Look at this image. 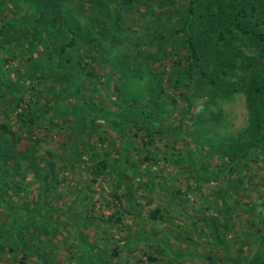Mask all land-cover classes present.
Instances as JSON below:
<instances>
[{
	"label": "rangeland",
	"instance_id": "1",
	"mask_svg": "<svg viewBox=\"0 0 264 264\" xmlns=\"http://www.w3.org/2000/svg\"><path fill=\"white\" fill-rule=\"evenodd\" d=\"M40 1L44 0H0V28L3 27L0 32V121H9L19 135L18 140L8 134L0 136V157L6 156L0 158V264H17L22 247L19 245L12 257L13 239L27 243L29 253L25 264H104L103 258L109 261L107 264H264V145L254 148L246 141L243 130L248 108L244 90L237 88V84L248 81L250 71L241 65L245 55L250 58L257 55L254 40L245 35L229 37L230 45L226 49L231 48V53L221 56L200 45L202 65L213 82L200 77L194 69L173 89L167 85L168 74L182 70L183 64L173 66L172 61L180 58L184 49L180 37L168 33L167 29L177 24L186 0H173L168 19L158 11L157 3L151 5L155 11L152 16V12L140 5L138 9L142 12L138 9L129 14L123 12L122 29L115 35L110 26H103L102 32H98L101 21L106 20L104 13L92 15L95 8L99 12L100 8L104 10L100 0L98 3L53 0L45 13L41 11ZM216 3L214 0L213 5ZM57 4L62 7L55 20L49 22L46 14L56 12L52 8ZM110 6L105 7L109 10ZM20 8L21 12L34 13L26 18L21 12L17 14ZM201 8V2L196 3V9ZM197 19L194 16L192 20L196 42L200 28H208L210 36L214 32L213 23L206 20L198 23ZM3 22L6 23L1 26ZM246 25L262 28L261 23L253 24L251 19ZM133 31L131 38L129 33ZM44 35L51 45H45ZM71 35L78 40L91 37L99 42L93 50L100 58L95 64L99 80L87 87L82 84L83 77L74 80L82 84L79 98L67 87L63 67L56 66L57 57H64L59 53L51 57L56 44ZM12 49L22 53L10 57L7 50ZM68 52L65 56L71 57ZM226 58L228 61L223 60ZM254 59L264 67V57ZM67 67L70 69L71 63ZM113 82L118 86L119 99ZM30 93L34 100L26 105ZM130 99L139 106H129L125 111L130 114L134 111L132 118L138 127L133 123L128 128L125 126L128 133L123 139L101 115L108 113L105 107L115 108L118 102ZM19 102L27 106L25 120L31 117L35 124L33 139L28 136L27 121L22 123L16 118L14 109ZM84 107L96 116L91 122L88 143L97 152L89 163L100 154L106 161L105 170L95 179L87 171L88 165L64 160V155L72 152L74 140L66 132L77 133L87 127L79 116ZM115 114L113 122L118 121L119 125L122 116ZM147 130L152 135H147ZM99 135L104 142L98 139ZM120 141L130 144V147L126 145V152H122ZM109 142L111 146L107 147L105 143ZM100 146H106L108 151ZM49 162L54 163L62 179L55 188L43 193L36 176L47 171ZM123 162L125 179L121 185L135 186L136 195L146 192V188H138L135 178L143 181L146 176L157 174L152 179V202L138 198L143 217L135 210L124 212L119 223L110 227L106 221L94 217L82 221L80 214L96 212L105 216L113 209L109 204L111 191L115 173ZM84 183L93 186V190L86 192L93 206L88 200L73 202ZM177 186L181 191L186 189L182 197L175 195V202H180V213L175 210L172 221L147 220L146 210L155 203L163 209L170 207L174 213L168 196ZM73 206L79 214L74 213ZM65 210L84 223L79 228L85 238L80 239L75 223ZM151 225L159 229V239L152 242L160 245L164 240L167 247L163 251L150 248L153 258L148 259L141 253L144 241L130 249L124 242H129L141 229L150 234ZM102 231L106 232L104 239L110 245L117 239L118 253L111 260L93 244L96 242L95 245L102 247ZM89 246L100 252L98 260L89 256Z\"/></svg>",
	"mask_w": 264,
	"mask_h": 264
},
{
	"label": "trees",
	"instance_id": "2",
	"mask_svg": "<svg viewBox=\"0 0 264 264\" xmlns=\"http://www.w3.org/2000/svg\"><path fill=\"white\" fill-rule=\"evenodd\" d=\"M53 0L51 2L44 0L41 2V11L46 12L48 7L51 5ZM55 1V0H54ZM78 3L82 0H76ZM94 2L100 4L103 8H100V11L96 8L94 9V12H92L93 16H98V14L104 13L106 15V20H102L100 24V29L98 32H102L101 27L103 26H110V28L113 30V34L120 32L121 28V13L125 12L126 14H129L130 12L135 11V9H138V6L141 7L145 6V9L148 10L151 13V16L154 14L155 11L152 10L153 4L158 5L160 9L158 10L161 12L166 18L170 14L171 5L173 3V0H155V2L150 3L148 0H100L97 2V0H93ZM214 0H186L185 7L183 9V12L180 13V18L177 22V24L171 25L168 29V33H172L173 36L180 37V42L182 44V47L184 49V52L180 54V58H174L172 61V65L176 66L179 63L183 64L182 70L178 74H168V82L167 85L173 89L180 86V84L189 77L193 70H197L200 77L205 78L209 82H213V79L208 72L205 71L202 61H201V53H203V50L199 48L200 45H202L205 49L212 50L215 56H221V55H228L231 53V48L226 49L228 44L230 43L228 41L229 37H233L235 35H245L248 38L254 40L255 47L257 49V55L254 57L257 59L258 56L264 57V0H217V3L213 5ZM201 2V9H196V3ZM110 4L111 8L109 10L106 9V5ZM31 5L32 4H28ZM62 6L57 4L56 6H53L52 9H56V12H52L50 15L48 12L46 14V19L55 20L57 14L59 13V10ZM151 8V10H150ZM139 12H142L141 9H138ZM22 9L20 8L19 12L17 11V14L20 15V12ZM98 11V12H97ZM24 17L29 18L32 16L34 12H21ZM196 16L198 19V23H201L203 20H206L207 23H213V30L214 32L210 36L208 33V28L202 27L199 30H197L199 33L197 36L199 37V40L196 42V33L195 29H193L192 26V20ZM35 18H39L38 16H35ZM152 18V17H151ZM154 19V18H153ZM168 19V18H167ZM250 19L252 20L253 24H262V28L255 29L252 27H248L246 24H249ZM106 21V22H105ZM157 23V20H153ZM6 22H3V25H5ZM3 31V27L0 28V32ZM46 33V31L44 30ZM19 33V32H17ZM131 38L133 37L134 31L129 33ZM129 34L127 36H129ZM43 40L45 41V45H51V41H48L47 35L42 36ZM56 44V43H54ZM99 42L95 38H81L78 40L75 35H71L68 40H62L59 41L56 44V50L51 51L53 54L51 57H54L55 53H59L63 59L60 57H57L56 66H62L63 71L62 76L65 79V83L67 84V87L70 91H72V95L75 96V98H79L80 93V87L82 84H84L86 87L90 86V84L96 82L99 80L98 78V70L95 67V64L100 61V58L98 54H95L93 50H96V46H98ZM230 45V44H229ZM67 50H70V53L72 56H65ZM10 57H17L22 52L21 50L12 49L7 50ZM174 52H176V49H174ZM17 55V56H16ZM184 57L183 59H181ZM214 57V56H212ZM232 58V55L230 56ZM254 58H250V56H244L242 60V67L247 68L250 73L248 76V81L237 84V88H241L245 92V99H246V106L248 108V115H247V123L246 127L243 131H246V141H248V144L252 147H261L264 145V67L257 65ZM62 59V62L61 60ZM3 61H6L5 57H2ZM224 61H228V58L223 59ZM68 63H71V68L69 69ZM83 77V80H85L84 83H75L74 80H77L78 78ZM16 79V77H15ZM82 79V78H81ZM96 80V81H95ZM112 87L117 90V98L119 99L120 93L118 92V86L116 83H112ZM32 88V87H31ZM235 90L234 86L232 88ZM162 91V89H161ZM182 92H179V95H181ZM20 99V98H18ZM34 96H32V93H30L27 100H25V104H30V102H33ZM187 103V102H186ZM24 104V102H19L16 110L17 119L20 120L22 123L27 121L26 130L28 131V136L31 137V139L34 138V136H31V134L35 130L33 128L35 127V124L32 121L31 117L26 118L25 120V111L27 109V106ZM129 106H132V108L138 107L139 105L134 103V99H130L127 101L122 100V103L118 102V105L115 108H106V111L108 113H104L101 115V117L107 120V122L110 123V125L115 129V131L119 134H121V137L123 139L127 138L125 135L128 133V130L125 129V126L128 128V124H134L138 127L137 124L134 122L133 112L131 114L129 111H125V108H129ZM22 108V110H21ZM142 108L141 106L139 107ZM124 109L125 113L122 111ZM118 113L122 116L121 120L117 122H113L114 114ZM115 114V115H118ZM130 114V115H129ZM36 116V115H35ZM38 116V115H37ZM36 116V117H37ZM80 119H83L86 122V129L80 130L79 132L73 133L71 131L66 132V135L68 137H72L74 140L72 142V152L68 153L67 156L64 155V160H68V162H73L74 164L77 162H80L82 164L88 165V172H91L93 174L92 179H95V176L98 173H101L103 170H105V157L102 156V154L97 155L96 158L89 163V160L92 159V156L97 152L94 149H91L90 143H88V136L91 129V122L92 120L96 118L95 114L92 113L90 110L85 109V107L82 109L81 114L79 115ZM13 121V120H11ZM9 121H0V136L4 134H8L12 136L13 140H18L19 135L18 131L16 129H13L10 126ZM114 126H113V125ZM34 126V127H33ZM121 126V127H120ZM78 131V130H77ZM130 134L131 131L129 130ZM147 135H152V132L150 130H147ZM241 136V135H240ZM99 140L101 142H104V138L102 136H98ZM78 138V139H77ZM77 139V142H76ZM80 139V140H79ZM149 137H147L146 141H149ZM145 141V142H146ZM107 147L111 146V143L107 145ZM123 145L121 150L122 152H126L125 147H130V144L127 142V144H123L121 141L119 142V145ZM89 145V146H88ZM100 146L103 151H108L107 147ZM90 149V152H88ZM142 149V148H141ZM91 150L93 152H91ZM146 148H144L142 151H145ZM88 152V153H87ZM138 152V151H135ZM19 153V152H18ZM127 158V154L125 155ZM154 157V156H153ZM0 158H6V156H1ZM1 159V160H2ZM152 161H155V158H152ZM151 161V162H152ZM48 161H46L47 163ZM91 165V166H89ZM102 168V170L99 168ZM123 169H124V162L121 168H119V172L117 171L115 175V181H114V189L111 191L112 198L109 201V204L113 205V209L107 214L103 215L102 213H96L91 212L87 214H80V216L83 218L82 221H90V217H94L95 219L106 221L108 224V227L110 225L119 223V219L122 213L124 212H130L132 210H135L136 214H138L140 217L142 216V209H141V203L139 201V197H142L146 203L152 202L151 198V189L153 185V177H156L157 174L152 173L150 176H146L143 181L139 180V178H135V181L137 182L138 188L144 189L146 188V192L140 193L139 195L135 194V191L138 190L135 186L127 185V187L122 186L123 178L125 179V176H123ZM125 175V174H124ZM36 178L39 180V189L41 192L46 193L49 192L52 188H55L57 184L61 181L62 177L58 176L54 163L49 162L47 165V171L44 172L41 175H37ZM122 186V187H121ZM121 187L119 190L118 188ZM118 189V191H117ZM93 190V186H90V184L84 183L79 191L77 192L76 197L74 198L73 202L78 201H85L88 200L91 206H93L94 202L93 200L86 195V192H90ZM185 190H182L179 188V186L175 187L172 194L168 196L169 202L174 205L173 211L171 212L170 207H167L163 209L159 204L155 203L152 205V207H149L146 211V219L150 220H161L162 218H165L166 220L172 221L175 214V210L180 213V202H175V195L182 197ZM134 193V194H133ZM103 197V196H102ZM121 197L124 198L121 199ZM183 199V198H182ZM104 202H108L107 199L104 200ZM118 202L123 203V206H120ZM73 203V204H74ZM108 204V205H109ZM74 213L78 212L75 207L73 206ZM44 208L41 210V213L44 214ZM68 218L75 223V229L77 234L79 233L80 239L85 238L83 236V232H81L80 228L82 225H84L83 222L79 221L78 219H75L73 216H71L70 212H67ZM72 211V212H73ZM71 212V213H72ZM80 212H78L79 214ZM176 224V223H175ZM211 224V223H209ZM178 225V224H176ZM213 225V224H211ZM36 227V226H35ZM34 227V228H35ZM80 227V228H79ZM152 225L150 226V228ZM23 230V229H22ZM37 228L34 229L35 232H37ZM155 227H152L150 234H147V230L141 229L138 232H135L132 238H130V241L124 242V245L130 248H133L137 245L139 241H144V248L142 247L141 253H144L148 259H152L153 256L151 255V252L149 251L151 249H162V251L165 249L166 243L164 240H161L160 245H155L152 241L155 239H159L157 236L158 232ZM101 237L105 238L104 231L101 232ZM152 233V234H151ZM1 234V230H0ZM213 236H215L213 234ZM117 239L114 238L113 243L110 245L109 241L104 239V242L101 246L95 245L97 244L94 242V247L97 249H100L98 251L105 252L106 256H109V259L111 260L117 253L119 246L116 243ZM218 243H221V241H217ZM11 256H15V250H18L19 245L22 247V252L18 255V258L16 259L17 264H25V259L28 251L27 243H25V240L20 239H13L11 240ZM90 243V242H89ZM222 244V243H221ZM134 245V246H133ZM8 247V248H10ZM153 247V248H152ZM89 256L93 257L94 260H98L100 252H96L91 246H89ZM104 255V253H103ZM104 256L101 257V259ZM89 259V258H88ZM104 264L109 263V261H106L105 258H103ZM91 261V259H90ZM100 261V259H99ZM94 263V262H92ZM98 264V263H97ZM101 264V263H99Z\"/></svg>",
	"mask_w": 264,
	"mask_h": 264
},
{
	"label": "built area",
	"instance_id": "3",
	"mask_svg": "<svg viewBox=\"0 0 264 264\" xmlns=\"http://www.w3.org/2000/svg\"><path fill=\"white\" fill-rule=\"evenodd\" d=\"M17 108H19V107H17Z\"/></svg>",
	"mask_w": 264,
	"mask_h": 264
}]
</instances>
